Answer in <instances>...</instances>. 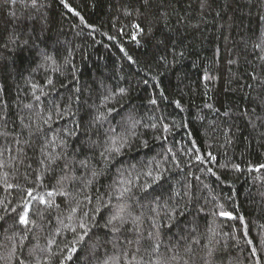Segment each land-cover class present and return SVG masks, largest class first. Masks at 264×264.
<instances>
[{
	"label": "trees",
	"instance_id": "obj_1",
	"mask_svg": "<svg viewBox=\"0 0 264 264\" xmlns=\"http://www.w3.org/2000/svg\"><path fill=\"white\" fill-rule=\"evenodd\" d=\"M31 3L0 0V253L10 247L6 237L23 229L10 211L20 210L22 190L32 186L41 195L59 189L56 179L65 160L74 159L70 174L78 179L65 182L62 189L70 195H54L51 209L32 207L41 227L25 241L26 260L34 245L44 247L54 239L51 264H60L68 254L61 249L73 234L58 220L75 226L66 219L72 207L80 204L77 215L91 213L97 197L107 204L118 182L131 180L130 211L133 217L144 213L145 235L154 231L148 207L155 205L150 200H168L174 190L193 196L190 212L178 217L179 226L161 229L159 253L170 257L171 247L182 257L171 264L188 259L184 248L193 238L200 243L193 245L192 264H264V168L257 171L264 164V50L255 47L264 41V0H148L147 5L144 0H65L67 8L61 0H37L36 7ZM41 51L52 60L42 61ZM105 96L112 99L101 110L114 107L121 115L109 116L96 135L99 126H89ZM129 113L140 124L129 136L130 146L105 167L101 149L82 141L90 137L103 144L110 127L127 135V126L118 122ZM29 124L31 129L24 127ZM37 126L41 132L35 131ZM73 129L76 136L65 135ZM62 139L67 141L64 156L49 163L61 152ZM80 160L89 167L80 166ZM156 165L162 179L143 199L139 186L151 182L144 173ZM92 170L100 174L87 185ZM111 203H117L115 197ZM221 211L231 212L234 219L220 216ZM101 215L106 218L109 210L96 216L100 226L92 228L91 239L78 245L79 251L64 264H97V258L122 251L129 253L128 260L135 255L133 264L156 259L145 251L147 245L137 253L135 243L127 244L125 238L136 240L131 223L118 234L119 247L108 243L94 253L91 246L98 239L113 238Z\"/></svg>",
	"mask_w": 264,
	"mask_h": 264
},
{
	"label": "snow or ice",
	"instance_id": "obj_2",
	"mask_svg": "<svg viewBox=\"0 0 264 264\" xmlns=\"http://www.w3.org/2000/svg\"><path fill=\"white\" fill-rule=\"evenodd\" d=\"M13 3H15V0H12ZM145 5L148 4V0H144ZM61 3H64V6L67 8L68 5L65 3V0H61ZM32 7L37 6V0H32L31 3ZM71 11V9H69ZM78 14V13H77ZM133 27L139 29V25H133ZM133 39H136L135 36H133ZM12 42L14 43L15 40L13 39ZM27 43V42H25ZM256 48H261L264 50V41L261 42V44L255 45ZM123 51V49H121ZM40 58L42 61L47 62L49 60H52V57L45 51H41L39 53ZM131 59V57H129ZM262 60H264V56L261 57ZM38 67H44V64L38 65ZM207 78V77H206ZM255 79V77H254ZM147 83V81H145ZM48 84H52L51 80H48ZM251 87V86H249ZM77 92L80 91V89L76 90ZM124 93V90H120V94L122 95ZM43 94V92L41 93ZM36 100H39L40 97L36 96ZM112 99L110 96H105L101 102V105L97 108V115H95L92 119L91 126H99L96 130V135H99V128L103 127V124L108 121V117L112 116L113 113H115V116H120L121 113L114 107H109L108 112L104 113L101 109L107 105V103ZM77 101H79V97H77ZM156 100L152 99L150 101L151 104H156ZM177 103V107H179V102ZM25 107H31V105H25ZM227 114V113H225ZM115 116H112V119H115ZM37 117H39V114L37 113ZM49 120H51V116L48 117V119L44 120L45 124H48ZM35 123V121H33ZM121 127H126V133L127 135L121 134L116 130V128H108L105 130L107 133L106 139L103 144H100L99 141L92 140L90 137L87 140L82 141L83 144H86L90 147H95L101 149L99 152L100 158L103 160L105 167H107L108 164L112 162V160L115 158V156H118L122 153V150L128 146H130V135H135V129L140 124V121L135 118V116L132 113H129L127 116H122L121 121L118 122ZM152 128H156V124L150 125ZM24 127L31 129L32 125H24ZM76 128L79 129L80 125L77 124ZM168 126L164 125L163 131L167 132ZM35 131L41 132L39 126L36 127ZM31 134V133H30ZM66 136H76L77 132L75 129L73 130H65ZM51 144L52 142H48ZM146 143V142H145ZM47 147V145H45ZM61 152L56 156H51L49 159V163L54 162L55 160L61 159L64 156L63 149L67 148V141L62 139L60 141ZM195 147V145H193ZM79 151V149H78ZM209 158L211 160H215L216 157L209 154ZM197 161H201L202 158L197 155L196 156ZM42 164L45 163L44 160L41 161ZM80 166L84 168H88V162L86 160H80L79 161ZM75 160H65V165L63 174L59 176L56 179V184L60 186L59 189L53 187V190L46 191L44 194L37 195L36 188L32 186H27L22 190V196L23 199L21 201L20 210L18 211L17 208H11V212L16 213V223L18 225L23 226V229L17 230L12 233V235L7 236L6 240L10 241V247L4 246L5 251L3 253H0V262H3V264H13V261H18V264H51L52 257L56 255L55 253H52L49 251V249L52 247V245L55 243L54 239H49L47 246L42 247L39 243L34 245L32 249L29 251L28 256L30 259L26 260L24 258L23 249L26 247L25 241L30 240L31 234L33 233L34 228L41 227L37 223V220L33 217L36 215V213L32 212V207L34 205H43L44 209H51L53 205L55 204V201L51 199L54 195H60V196H69L70 193L62 190L65 182H71L75 179H78V177H75L74 175H71L70 173H73L75 171L74 169ZM3 164L0 163V167H2ZM237 169L239 166H236ZM260 168H264V164L260 165L257 171H259ZM159 165H156L154 169L148 170L144 173V175L151 178V182H145L143 185L139 186V191L144 194L142 197L143 199H147L149 196L152 195V189L154 185H158L160 180L162 179V175L158 171ZM153 171H157L156 175H153ZM211 171V169H209ZM100 173L97 170H92L91 177L92 179H88L86 181L87 185H90L93 183V180L95 177H97ZM36 181H40L41 185H43V177L42 175L36 176ZM30 184H35V181L29 182ZM118 187H114L110 195V200L106 204L103 199L100 197H97L98 206L95 207V209L90 213L88 211L83 212L81 215H77L79 212L80 204L78 203L76 207H72L69 213V216L66 218L69 221H72L75 226H72L70 223H65L64 219H59L58 223L62 226L63 229H67L73 234V239L65 244L64 248L61 249V253H68L67 255H63L60 264H64V262L71 261L73 259V256L79 251L78 245L83 244L86 239H91L90 234L92 233L93 227H99V222L96 219V216L101 214L102 209L109 210V215L104 218L101 215V219H104L103 227L108 230V232L112 233V240H104L100 241L99 239L97 242L92 244V251L95 253V250L103 245H106L108 243H112L113 248L119 247L115 241L119 240V233H121V230L124 228V226L128 223H131L133 225V228L130 229V231H133L136 233V240H127V244L131 245L132 243H135L138 247L136 249V252L139 253L141 247L147 245L145 247L146 252H150V254H156V259L151 260L148 262V264H171L172 261H177L182 259L173 248L169 247L168 251L172 252L173 254L169 256L161 255L159 253L162 240L160 239L161 235V229L167 226L168 230L171 231L172 227H178V217L183 216L186 211L190 212V206L193 201V196L190 191L188 190H174L172 192V195L168 198V200H165L161 202L159 197H155L152 200L149 201V205H155L148 207V212L151 214L150 219L152 221L151 228L154 229V231L149 230L147 232V235L144 234V230L141 228V224L143 223L144 219V213L142 212L140 216L133 217L130 211V205L128 203V199L132 197V187H133V181L127 180L126 182L124 180H121ZM8 188L14 187L12 184H7ZM111 197H115L117 203L113 205L111 203ZM85 200L88 201V203H91V198L88 196L84 197ZM137 203H139L137 201ZM56 207H59V205H55ZM143 207V206H142ZM201 211L203 209H200ZM220 216L228 217L229 219H234L231 212L221 211L219 213ZM44 212H39V219L43 220ZM4 217L0 216V220H3ZM164 220L168 221V224L165 225L163 223ZM241 223H243V217H240ZM7 231V230H5ZM59 229L56 232V235H59ZM108 233H105V236H107ZM181 239L186 240V237H181ZM187 242V241H186ZM200 241L198 239L193 238L190 243L187 244V247L184 248V253L188 256V259L183 260V264H192L194 260V249L193 245L199 244ZM250 243V242H249ZM213 250L211 248L208 249L207 256L211 257ZM47 253V255H44ZM129 256V253L127 251H122L119 255H105L103 259L97 258V264H133V261L135 259V255L133 254V259L128 260L126 259ZM136 264H140V262H136ZM205 264H208L207 261H205Z\"/></svg>",
	"mask_w": 264,
	"mask_h": 264
}]
</instances>
